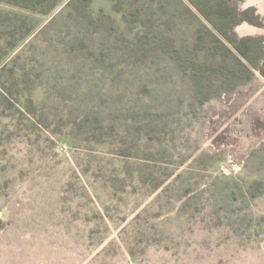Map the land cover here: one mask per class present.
Returning a JSON list of instances; mask_svg holds the SVG:
<instances>
[{
	"label": "rangeland",
	"instance_id": "rangeland-1",
	"mask_svg": "<svg viewBox=\"0 0 264 264\" xmlns=\"http://www.w3.org/2000/svg\"><path fill=\"white\" fill-rule=\"evenodd\" d=\"M220 1L255 67L190 0H0V264H264V0Z\"/></svg>",
	"mask_w": 264,
	"mask_h": 264
},
{
	"label": "trees",
	"instance_id": "trees-1",
	"mask_svg": "<svg viewBox=\"0 0 264 264\" xmlns=\"http://www.w3.org/2000/svg\"><path fill=\"white\" fill-rule=\"evenodd\" d=\"M14 4L21 5L25 8H30L40 11H47L54 5L55 0H51L48 6H45L47 0H7ZM193 6L200 12V14L206 18V20L211 24V26L218 32L221 36L228 38L234 42L239 55L244 58L250 65L256 66V59L254 58V52L252 51V45H248L250 41H256L261 44L260 39H252L249 37L237 38L233 34V27L241 22L242 20H249L250 22H255L253 18L248 17V12L246 10L239 12L236 6L228 5L220 0H190ZM44 7V8H41ZM48 7V8H45ZM256 55V54H255Z\"/></svg>",
	"mask_w": 264,
	"mask_h": 264
},
{
	"label": "bare ground",
	"instance_id": "bare-ground-1",
	"mask_svg": "<svg viewBox=\"0 0 264 264\" xmlns=\"http://www.w3.org/2000/svg\"><path fill=\"white\" fill-rule=\"evenodd\" d=\"M249 29H247L246 31H248V30H251L252 29V27H248ZM253 30V29H252Z\"/></svg>",
	"mask_w": 264,
	"mask_h": 264
}]
</instances>
